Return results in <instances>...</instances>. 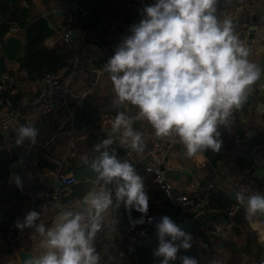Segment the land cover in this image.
I'll use <instances>...</instances> for the list:
<instances>
[{"label":"crops","instance_id":"0c3cea01","mask_svg":"<svg viewBox=\"0 0 264 264\" xmlns=\"http://www.w3.org/2000/svg\"><path fill=\"white\" fill-rule=\"evenodd\" d=\"M153 3L155 0H136L134 8L120 10L114 7L110 0H73L69 5L63 0H0V25L22 23L20 32L14 36L19 37L23 44L22 55L12 59H7L0 47L3 68L10 75L7 80L12 87V93L17 97L13 105L8 102L5 106L1 104L0 113L9 120L10 130L8 133L0 134V152L5 150L9 153L11 165L21 155V149L24 146L28 147L26 162L21 171L22 187H17L16 183L11 182L9 168L6 180L0 178V264H22L18 255L21 251L32 256L43 253L42 237L34 229L25 228L21 231L15 227V223L18 220L23 221L29 211L40 212L37 223H43L46 228L51 227L61 211L80 210L83 207L82 201L89 191H99L104 187L102 183H93L88 190L73 194L75 184L61 196L59 202L43 199L36 203H28L25 200L26 191L32 187L58 186L56 181L59 174L73 175L74 170L83 168L84 156H88L90 162L98 155L94 151L95 145L109 136L118 135L113 134L110 122L88 136L80 145L75 158L58 165L56 161L61 159L67 149V137L55 133L59 126L67 122L70 114L73 115L76 126L86 128H98L101 120L110 114L116 116L120 111L133 118L136 116L138 109L131 104L113 106L115 94L104 65L114 54L122 38L130 35V26L138 23L143 8ZM235 4L244 5L239 10L237 18L232 21L235 33L250 50L248 59L264 70V0H218L216 6L218 17ZM51 5L55 10L62 12L56 13L50 9ZM73 5H76L77 12L82 16L74 27L72 43L86 62L87 70L76 75L65 66L58 68L61 82L67 85L70 91L68 108H55L50 115L41 116L36 111L33 100L36 93L44 88L42 75L39 71H33L31 65L21 61L25 54V32L31 25L46 26L49 31L43 37L41 47L60 52L58 49L63 45L59 37L60 29ZM252 27L253 37L248 38V30ZM7 36V33L0 34V46ZM40 69L46 70L44 66ZM258 81L251 86L250 101L239 110H234L231 128L220 129L223 143L218 153L207 151L206 162L198 164L193 158L187 157L182 144H176L167 155L169 179L175 193L193 190L204 193L207 184L214 183L213 189L207 194L206 206L199 214L193 213L189 208L173 205L161 191L160 195L163 198L156 196L153 176L144 171L147 153L151 147L150 135L155 133L147 121L133 122V128L143 135V152L134 151L132 156H128L121 149L119 142H114L118 158L128 160L143 179L144 190L149 195V210L144 219L152 215L149 212L152 207L166 206L169 208L170 216L174 214L176 208L184 213L186 211L193 213L191 216L183 214L180 216L181 221L178 225L192 235L193 246L188 250L180 249L179 252L183 256L192 252L199 264H213L214 261L217 264L264 262V224L260 222L262 216L254 218V222L250 223L245 218V207L233 217H228L225 213L226 207L233 201L230 183L235 178L254 181L264 194V151H259L254 158L248 154L253 144L264 140V103L261 107L258 106L257 96L262 89ZM255 91L257 94L253 96ZM3 92L4 90L0 91V95ZM9 111L14 112L15 116L8 115ZM21 125L34 126L38 129L36 143L25 141L22 145H16L17 130ZM40 157L55 163L56 168L52 170L41 164ZM49 177L54 178L55 183L52 186H49ZM107 187L113 188L112 185ZM113 200L115 203L114 189ZM181 211L179 213H182ZM105 215L117 218L124 224H132L130 220L139 219L142 214L135 210L129 212L121 204L118 208H110ZM159 220L152 226L153 234H156L155 226ZM183 223H188V226L183 227ZM214 225L219 226L217 234L213 231ZM94 243L100 255L99 264H159L161 259L153 254L158 241L139 246L135 253H126L122 237L107 235L100 231Z\"/></svg>","mask_w":264,"mask_h":264},{"label":"clouds","instance_id":"9594fccd","mask_svg":"<svg viewBox=\"0 0 264 264\" xmlns=\"http://www.w3.org/2000/svg\"><path fill=\"white\" fill-rule=\"evenodd\" d=\"M217 3L155 0L143 8V18L130 26V35L122 38L107 60L104 70L112 82L113 106L128 103L138 109L134 118L120 111L112 120V132L119 135L121 145L143 152V135L133 128V122L144 120L156 137L178 138L189 158L220 151V129L231 128L234 110L242 107L264 70L248 59L250 50L235 33L232 20L218 17ZM38 136L36 127L21 125L15 143L34 144ZM112 144L109 136L95 145L98 155L90 162L88 156L83 157L96 175L95 183L102 182L104 187L89 191L79 211H61L47 228L37 223L41 213L35 210L15 223L21 231L34 229L42 237L43 253L24 264H99L94 242L103 227L104 213L112 207L123 204L129 212L141 213L139 219L130 220L133 226L145 222L149 195L143 179L128 160L117 157ZM14 179L22 187L21 178ZM246 191H237L235 199L252 223L264 216V194L246 195ZM155 227L158 246L153 254L161 258L159 264H170L180 249L193 246L192 235L169 216L161 217ZM180 259L182 264H199L194 257Z\"/></svg>","mask_w":264,"mask_h":264},{"label":"built area","instance_id":"2783aa9c","mask_svg":"<svg viewBox=\"0 0 264 264\" xmlns=\"http://www.w3.org/2000/svg\"><path fill=\"white\" fill-rule=\"evenodd\" d=\"M111 4L120 9H132L136 5V0H110ZM242 4H235L227 11L222 13L219 18L221 20L225 18H230L234 21L237 18L239 10L243 7ZM82 16L81 13L77 12L76 5H73L65 17V22L60 29V40L65 46V54L63 57L64 66L70 70L72 74H83L87 70L86 62L81 58L76 48L72 43V35L74 32V27L78 19ZM143 18V13L141 14L139 21ZM20 25L16 22L9 24L7 29V35H16L20 32ZM243 43V40L240 38ZM244 44V43H243ZM8 78L6 72H0V91L6 89L4 81ZM41 81L44 84V88L38 91L34 97V106L36 111L41 116H48L52 113L55 108L67 109L69 104V88L67 85L61 82L60 74L56 72H47L41 76ZM12 93V90L9 91ZM1 102V99H0ZM8 105V104H7ZM10 116H15L14 112L7 113ZM115 116L110 114L106 118L100 121L98 128H86L79 127L74 124L73 115L70 114L67 122L64 125L59 126L56 131V135L63 134L67 137V149L60 160L56 163L61 165L76 157L78 149L82 143H84L88 136L98 130H101L104 125L112 122ZM233 123L231 118V124ZM10 130V122L5 118L3 113H0V134L8 133ZM151 137V147L147 153L146 163L144 166V171L151 173L153 176V181L158 189L163 192L168 198L169 202L180 208H189L195 214H199L203 211L207 202V194L214 187L213 182H209L206 186L204 193H199L196 190L193 191H183L181 193H175L173 185L169 179L170 171L167 166V155L173 145L181 144L176 137H165L158 138L155 133L150 135ZM113 144L111 148H115V141H118L121 149L126 155L132 156L134 151L130 149L127 145H121L119 135L112 136ZM259 151H264V140L253 144L248 151L250 157H256ZM193 160L198 164H203L206 162L205 153L199 154L193 157ZM58 180L61 186H56L53 188L35 186L27 190L25 193V200L28 203H35L43 199H51L55 202H59L61 196L70 189L73 185L77 183L76 178L70 174L58 175ZM230 186L234 193L240 191L241 189H247L246 195L253 193H261L259 186L252 180L246 178H235L231 181ZM262 194V193H261ZM244 206L240 205L237 200L230 202L225 209V213L228 217L235 216ZM79 211V210H77ZM104 222L101 231L105 232L107 235H116L124 239V251L126 253H135L139 246L148 244L153 241L156 234L152 232V226L159 219V215H151L146 217L145 222L141 226H133L132 224H124L121 220L117 218H111L104 213ZM149 218L152 222L149 223ZM260 222L264 224V216L260 219ZM214 233L219 232V226L214 225ZM186 256L194 257L195 255L190 252ZM182 264V261H181Z\"/></svg>","mask_w":264,"mask_h":264},{"label":"trees","instance_id":"16d2710c","mask_svg":"<svg viewBox=\"0 0 264 264\" xmlns=\"http://www.w3.org/2000/svg\"><path fill=\"white\" fill-rule=\"evenodd\" d=\"M17 23V22H16ZM18 24L21 26L22 23L18 22ZM9 27L8 25H0V34H5L7 32V29ZM48 31L46 26L42 25H31L27 27L26 32H25V54L22 57L21 61L23 63H26L28 65H31L32 70L34 71H39L41 75L47 73V72H56L58 68L61 66H64L63 62V57L65 54V47L62 45L61 48L58 50L60 52H57L55 50H45L43 47H41V41L45 35L48 34ZM41 66H44L46 70L40 69ZM0 72H6V70L3 68L2 65V60L0 59ZM7 73V76L9 77V73ZM6 85V89L2 93V97H0L1 102H0V108H2V105L5 106L6 102L10 103L13 105L16 102V95L14 93H10L9 91L12 89V87L9 85V81L6 79L4 81ZM2 104V105H1ZM10 108V107H9ZM41 164L44 166L50 168V169H55L56 164L53 162L46 161L44 158L40 157L39 158ZM12 159L9 155L8 152L5 150H2L0 152V178L2 180H6L7 178V173H8V168L11 163ZM156 188V196L158 198H163L160 195V190L158 189L157 186ZM176 211L174 214L169 215V208L166 206L164 207H152L150 208V214L154 215H159L160 218L163 217L164 215L169 216L172 218L177 224L180 223L182 214L185 216H191L193 213L186 211L185 213L178 208L175 209ZM182 213H179V212ZM146 219V218H145ZM144 219V220H145Z\"/></svg>","mask_w":264,"mask_h":264},{"label":"water","instance_id":"95a60500","mask_svg":"<svg viewBox=\"0 0 264 264\" xmlns=\"http://www.w3.org/2000/svg\"><path fill=\"white\" fill-rule=\"evenodd\" d=\"M72 1L73 0H63V2L66 5H69ZM50 9L54 10L56 13L62 12V11L55 10L52 5L50 6ZM253 34H254V28L252 27L248 30V38H252ZM0 47H1V50L4 54V56L7 59L19 57L22 55V52H23V44H22L21 39L19 37L14 36V35H8L5 38V40L1 43ZM258 83H259V85H261V88H262L261 91L258 93V96H257L258 97V106L261 107L262 104L264 103V78L260 79L258 81ZM256 92L257 91H255L253 96H255L257 94ZM250 99H251V95H248L247 99L244 102V104L242 105V107H244L250 101ZM27 152H28V147L24 146L21 149V155H19L10 165V167H9V178H10L11 182L15 183L14 178L17 175L21 178V171H22V167L25 165V162H26L25 155L27 154ZM116 155H117V153H116ZM117 157H118V155H117ZM258 171L256 172V174L258 173ZM73 176L77 180L73 194H79V193L84 192L85 190H88L89 187L93 183H95V180H96V175L91 171L88 164H84L83 168L74 170ZM48 183H49V186H52L55 183L54 178L49 177ZM56 185L61 186V183L59 180L56 181ZM231 197H232V200L234 201L235 200L234 191L231 193ZM82 203H83V201H82ZM182 226L187 227L188 223H183ZM157 241H158V238L154 237L153 242H157ZM18 255L20 257L22 264H24L26 259H28L29 257L32 256L30 253L23 252V251L19 252ZM180 257H183V254L181 252H178L177 253V259L175 261H171V264H181Z\"/></svg>","mask_w":264,"mask_h":264}]
</instances>
